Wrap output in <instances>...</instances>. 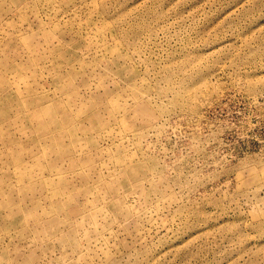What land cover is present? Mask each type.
I'll list each match as a JSON object with an SVG mask.
<instances>
[{"label":"rangeland","instance_id":"obj_1","mask_svg":"<svg viewBox=\"0 0 264 264\" xmlns=\"http://www.w3.org/2000/svg\"><path fill=\"white\" fill-rule=\"evenodd\" d=\"M0 264H264V0H0Z\"/></svg>","mask_w":264,"mask_h":264}]
</instances>
